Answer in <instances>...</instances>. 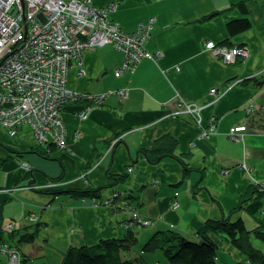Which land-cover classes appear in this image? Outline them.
Masks as SVG:
<instances>
[{
    "label": "crops",
    "instance_id": "crops-1",
    "mask_svg": "<svg viewBox=\"0 0 264 264\" xmlns=\"http://www.w3.org/2000/svg\"><path fill=\"white\" fill-rule=\"evenodd\" d=\"M239 2L246 13L238 9ZM93 4H114L108 17L127 32L153 19L143 46L161 54L156 59L145 57L134 72L119 76L115 69L124 56L110 44L85 50L81 65L71 62L69 89L99 93L126 88L128 96L119 99L115 93L102 104H91L84 120L78 113L89 105L87 101L64 102L66 148L58 153L64 154L61 161L34 151L38 145L28 127L9 135L0 126V224L15 225L7 240L18 245L20 264H60L70 246H90L132 230L138 243L131 256L155 231L172 229L199 240L197 231L206 220L227 217L232 210V219L240 217L248 229L256 227L259 219L264 220V193L258 195L253 188L264 184V0H94ZM240 17H247L250 27L229 33V21ZM208 41L229 49L244 46L247 55L225 63L206 48ZM80 68L85 74H79ZM212 87L221 94L213 102ZM180 100L202 105V125L213 115L215 130L201 137L191 115L174 116ZM239 125L246 126L245 134L230 139L229 131ZM164 134L176 139L174 152L188 168L173 156L149 162L141 152ZM129 166L133 170L128 173ZM55 181L54 187L46 186ZM87 188L96 194L69 192ZM44 189L56 192H41ZM114 193L118 194L114 205H105ZM243 196L247 200L240 205ZM174 201L177 207L172 206ZM130 203L152 224H132L125 207ZM25 232H34V240L18 242ZM253 244L264 248L262 242ZM216 257L217 264L245 261L225 241H218ZM146 258L151 264H169L157 251Z\"/></svg>",
    "mask_w": 264,
    "mask_h": 264
},
{
    "label": "built area",
    "instance_id": "built-area-1",
    "mask_svg": "<svg viewBox=\"0 0 264 264\" xmlns=\"http://www.w3.org/2000/svg\"><path fill=\"white\" fill-rule=\"evenodd\" d=\"M93 1L0 0V126L9 135H14L21 126H26L36 144H55L64 149L66 136L61 115L64 102L87 101L89 105L78 113L80 119L84 120L91 104H102L107 96L115 93L119 99H126V88L104 90L94 95L68 88V65L71 61L81 65V54L85 50L105 44L114 45L124 56L122 67L115 71L116 76L125 71L134 72L145 57L156 59L160 56L159 50L150 52L143 46L154 27L153 19L139 24L133 32H127L108 17L114 4L98 8L93 5ZM206 48L225 63L247 55L244 46L229 49L208 41ZM79 71L85 74L83 68ZM209 94L213 97L212 102L219 99L220 93L216 87H212ZM249 107L251 110L253 106ZM201 108L202 105L195 102L180 100L172 114L191 115L202 130V137L215 130L216 119L212 115L206 126H203ZM246 130L245 125L234 126L228 137L239 140ZM116 142L117 139L111 141L112 144ZM23 167L29 169L26 162ZM240 167L243 171L247 170L246 164ZM132 170L133 167L129 166L127 172ZM51 184L54 187L57 182ZM172 204L177 207L176 201ZM131 216L140 224H150V220L138 218L136 213L131 212ZM29 218L31 221L36 220V216L31 215ZM14 226L8 222L3 225V230L10 231ZM0 248V252L8 256L7 264H20L18 247L0 243Z\"/></svg>",
    "mask_w": 264,
    "mask_h": 264
},
{
    "label": "trees",
    "instance_id": "trees-1",
    "mask_svg": "<svg viewBox=\"0 0 264 264\" xmlns=\"http://www.w3.org/2000/svg\"><path fill=\"white\" fill-rule=\"evenodd\" d=\"M237 7L242 12H247L243 3L239 2ZM227 27L229 33H239L250 27V21L247 17H240L229 21ZM106 141L108 142L109 139H106ZM152 143L149 149L141 150L149 162L157 163L163 157L173 156L180 163H183L181 158L174 152L178 142H176L172 134L159 136ZM34 151L42 158L52 160L61 161L64 156V154L58 155L64 149L55 144H47L43 148L38 145ZM183 165L184 169L188 168L186 163H183ZM253 188L254 192H258V195L264 193V184H254ZM41 192L55 194L56 191L44 189ZM69 192L95 195L97 191L87 188L85 190L70 189ZM246 200L247 196H243L239 201L240 205ZM233 212V210L230 211L227 217L206 220L197 231V235L200 237L199 240L184 237L172 229L155 231L148 240L140 245L138 253L131 256L129 253L132 252L138 243L136 233L132 230L121 238L100 239L99 242L90 246H70L64 252L60 264H151L146 256L156 251L169 264H217L218 241L230 243L245 256L249 264H264L262 247H257L253 244V241L264 243V220L259 219L256 227L248 229L242 218H231ZM13 231L14 228L10 231L3 230V225L0 224V243L18 247L16 243L11 244L7 240V236L11 235ZM34 238V232H25V234L20 236L18 242L26 243L33 241ZM0 264H3L1 260Z\"/></svg>",
    "mask_w": 264,
    "mask_h": 264
},
{
    "label": "bare ground",
    "instance_id": "bare-ground-1",
    "mask_svg": "<svg viewBox=\"0 0 264 264\" xmlns=\"http://www.w3.org/2000/svg\"><path fill=\"white\" fill-rule=\"evenodd\" d=\"M94 5V4H93ZM95 6V5H94ZM95 7H97V6H95ZM101 7V6H100ZM99 8V7H98ZM110 12V11H109ZM108 12V13H109ZM114 22V21H113ZM116 23V22H115ZM120 27V26H119ZM112 46H114V45H112ZM82 54H83V52H82ZM82 54H81V56H82ZM80 61H81V59H80ZM72 62V61H71ZM71 62L69 63V65H68V68H67V75H68V69H69V66H70V64H71ZM81 64H82V61H81ZM123 65V64H122ZM122 65H121V67H122ZM121 67H118V68H116V69H119V68H121ZM116 69H115V71H116ZM126 72V71H125ZM125 72H123L122 74H124ZM79 74L80 75H82L81 73H80V71H79ZM121 74V75H122ZM124 89V88H123ZM88 93H90V92H88ZM98 92H93L92 94L94 95V94H97ZM220 96H221V94H220ZM220 96H218L219 98H220ZM80 113V112H79ZM65 149V148H64ZM25 170H27L28 171V169H26V168H24ZM32 185H30V187H31ZM46 186H49V187H52V184H51V182H49ZM117 195L118 194H112V195H110V197H109V199H106V200H104V203L107 205V206H112V205H114V200L116 199V197H117ZM125 207L130 211V213L131 212H133V213H136L137 214V216H138V218H141V216H140V214L137 212V210H136V207L133 205V204H127V205H125ZM131 218H133V220L134 221H137V219L136 218H134V217H132L131 216ZM141 219H146V218H141ZM148 220H150V219H148ZM150 224H152V221L150 220ZM149 224V225H150ZM13 246V245H12ZM0 251H2L1 250V248H0ZM0 255H4V256H7V254L5 253V254H3V253H1L0 252ZM7 258H8V256H7Z\"/></svg>",
    "mask_w": 264,
    "mask_h": 264
},
{
    "label": "rangeland",
    "instance_id": "rangeland-1",
    "mask_svg": "<svg viewBox=\"0 0 264 264\" xmlns=\"http://www.w3.org/2000/svg\"><path fill=\"white\" fill-rule=\"evenodd\" d=\"M244 134H245V132H244ZM243 134V135H244ZM242 135V136H243ZM177 202V201H176ZM172 206H173V204H172ZM174 207V206H173ZM130 212V211H129ZM130 215H131V213H130ZM132 221V223H135V222H137V221H134L133 219L131 220ZM263 249V251H264V248H262ZM5 259H6V261H5ZM0 260L2 261V263L3 264H7V258H6V256H0ZM168 263V262H167ZM244 264H249V262L245 259V261H244Z\"/></svg>",
    "mask_w": 264,
    "mask_h": 264
}]
</instances>
